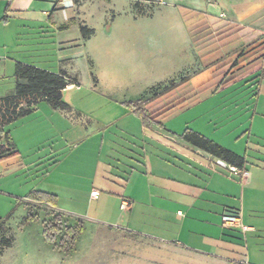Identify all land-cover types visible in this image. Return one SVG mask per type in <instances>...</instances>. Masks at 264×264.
<instances>
[{
  "label": "crops",
  "instance_id": "obj_1",
  "mask_svg": "<svg viewBox=\"0 0 264 264\" xmlns=\"http://www.w3.org/2000/svg\"><path fill=\"white\" fill-rule=\"evenodd\" d=\"M134 3L143 14L137 13ZM184 12L192 18L187 20ZM195 14L200 20L194 21ZM208 17L213 19L217 38L215 54L221 55L226 45L239 42L237 32L242 37L255 30L250 42L264 37V0H0V97L14 90L16 62L55 73L64 71L77 80L62 91L67 107L54 108L41 100L28 116L5 127L15 149L1 157L0 163L17 158L30 168L52 158L55 166L60 162L58 144L28 161L22 153L25 146L39 147L40 130L59 131L61 123L72 136L79 130L87 140L100 137L102 148L107 126L113 120L93 118L74 106L70 92L80 86L73 72L74 60L79 57L89 70L91 86L105 94L119 95L114 98L117 104L148 98L153 88L178 83L194 64L204 65L207 51L203 47L194 50L190 27ZM80 25L92 28L93 34L82 38ZM242 44L247 43L240 42L238 48ZM259 65L209 92L232 88L239 81L254 84L251 75L264 70V62ZM108 79L111 84L106 85ZM209 81L191 90L187 81L166 92L181 90L178 99L157 113L149 111L148 106L163 99L165 93L150 100L144 107L152 123L163 126L162 118L189 106L188 95L205 91ZM259 82L255 84V99L260 93ZM126 87L128 95L123 94ZM123 108L134 116H124V124H134L137 132H129L128 126L119 130L127 137L124 145H119L123 148L112 154L117 162L113 170L119 189L110 185L115 181L108 177L105 165L101 174L95 167L85 186L86 197L96 204L92 217L98 220L97 225L145 239L149 244L136 247L132 258L122 255L111 264H264V152L251 156V133L244 150L237 148L240 135L233 136L232 144L210 136L244 158L242 168L248 177L242 181L240 175L231 173L230 164H215L218 158L182 140L181 132H156L151 125L144 126L129 106ZM40 110L48 116L34 119ZM18 128L21 133H16ZM16 134L27 139L23 146H18ZM249 160L255 162L249 165ZM26 195L20 197L21 201L32 202ZM123 200L129 202L125 210L120 206ZM236 211L241 226H224V216Z\"/></svg>",
  "mask_w": 264,
  "mask_h": 264
},
{
  "label": "rangeland",
  "instance_id": "obj_2",
  "mask_svg": "<svg viewBox=\"0 0 264 264\" xmlns=\"http://www.w3.org/2000/svg\"><path fill=\"white\" fill-rule=\"evenodd\" d=\"M79 1L77 0V2ZM153 5L148 10L151 11ZM139 11L137 10V13ZM212 21V17H208L190 27L192 34L197 39L194 50L203 47L205 51H209L215 47L214 43L217 38L214 37ZM236 36L239 42H233L223 48L221 61L209 67H205L208 61H205L204 65L198 62L190 68L185 76L177 80L187 78V81L190 82L189 90H191V87L210 79L211 82L209 81L210 85L207 89L190 93L188 95L189 106L173 112L166 119L162 118L163 126L152 123L151 128L161 133L169 129L180 133L185 127H189L209 138L214 136V138L231 144L233 136L240 135L242 138L237 142V148L241 150H244L247 135L251 133L249 138L251 156H254L257 151L264 152V76L259 82L260 93L257 99H255L256 85L251 84V81L245 83L239 81L232 88L209 92L220 84V81H226L229 74L233 73L239 76L261 67L260 62L251 67H245L244 62L233 66L235 54L231 52L238 48L240 42L249 43L254 39L255 30L252 34L242 35V37L237 32ZM262 53L264 62V50ZM218 55L214 56L218 57ZM73 68L74 74L80 81L79 89H73L70 92L76 109L105 122L113 121L107 126L102 148L98 141L100 137L97 140L96 138L87 140L79 130L75 136H72L70 132L67 133L64 123H61L59 131H49L45 128L40 130L41 136H39L38 142L41 143L39 147L35 149H29L28 146L23 147V158L28 161L29 158L40 156L58 144L60 146V162L55 166H52L54 162L52 158L45 160L37 167L31 166L30 168H26L17 158L11 162L0 163V219L9 216L0 223V264H111L116 257L122 255L132 258L134 252L136 253V247L149 244L145 239L117 233L105 226H99L95 222L98 220L92 217L96 215V204L90 202L86 197L85 186L89 183V175L95 167L101 174L105 165L104 168L109 173L108 177L115 181V183L111 181L110 185L114 190L119 189L118 180L114 176L115 171L113 170L117 162L113 159L112 154L118 148H123L119 145H124V138H127L119 130L126 126L130 129H128L129 132H137V129L134 124H124V116L134 117L132 114L125 113L123 108V105L125 106V103L130 99L117 104L114 98H117L118 94H105L101 88L91 86L90 72L79 57L74 60ZM105 83L106 85L111 84L109 79ZM173 83L153 88L148 93V98L162 95V91L167 87H172ZM128 87L123 89V94L128 95L126 93ZM180 94L181 90L165 93L163 94L164 98L150 104L148 110L157 113L173 103V100L178 99ZM57 115L55 114V116ZM45 116L48 115L40 110L34 115V119ZM44 125L47 126L46 123ZM162 127L166 129L162 130ZM18 130L16 133H21L20 128ZM17 135L18 146H23L27 139L21 134L20 137L19 134ZM99 149H101L100 154ZM87 150L91 152L85 154ZM54 158L57 160L58 156ZM254 162L249 160V165ZM95 184H99V179L95 180ZM31 190H45L57 194L55 206L22 202L20 197ZM56 213H61L63 221L66 223H72L78 218L83 220L84 229L76 241L74 250L70 253L55 249L44 238L43 222L52 219ZM26 216H31L34 220L25 222ZM5 240H11V245L4 246Z\"/></svg>",
  "mask_w": 264,
  "mask_h": 264
},
{
  "label": "trees",
  "instance_id": "obj_3",
  "mask_svg": "<svg viewBox=\"0 0 264 264\" xmlns=\"http://www.w3.org/2000/svg\"><path fill=\"white\" fill-rule=\"evenodd\" d=\"M74 1L77 2V0ZM134 7H138L137 3H134ZM137 10L139 9L137 8ZM139 14L143 13L139 11ZM184 15L187 20L192 18L191 14L188 12H184ZM196 16V14L193 16L194 21L200 20V18H196ZM79 29L81 36L84 39L91 36L94 32L92 28H88L84 25H80ZM194 36L195 35L192 34L195 46L197 39H195ZM263 50L264 37H259L246 45L234 49L231 52L232 54H235L233 66L244 62L245 67H251L261 62ZM217 51L218 48L215 46L205 53V61H208L207 64H205V67L215 65L223 59L220 54L218 57L214 56ZM263 74L264 70L261 69L251 75L250 80H253L254 84H258L259 78ZM14 76L15 86L13 92L9 95L0 97V158L9 155L15 149L9 131L5 129L7 125L20 117L30 114L34 110V106L41 100H46L54 108L62 109L67 107V103L62 98V91L69 83L77 84L76 78L68 76L64 71L55 73L23 62H16ZM235 76L236 75L233 73L229 74L226 81ZM185 82H187V78H184L175 84L171 82L174 85L172 87H167L161 94L166 93ZM223 82L225 81H220V84ZM157 97L158 95H154L151 98L140 97L129 100L125 104L141 118L144 126L149 127L152 124V120L150 119L149 111L144 106L150 100ZM179 136L188 144L208 152L213 157L221 159L231 166L241 168L244 165V158L241 155L199 132L190 128H185ZM25 198L34 203L50 207H54L56 204L55 194L40 190L30 191ZM5 219H0V223ZM24 220L25 222H30L34 220V218L26 216ZM83 229L84 223L81 219H76L72 223H66L63 221L61 213H56L52 219L43 222V235L46 242L64 253H70L74 250L76 241ZM10 245L11 240H5L4 246L8 247Z\"/></svg>",
  "mask_w": 264,
  "mask_h": 264
},
{
  "label": "built area",
  "instance_id": "obj_4",
  "mask_svg": "<svg viewBox=\"0 0 264 264\" xmlns=\"http://www.w3.org/2000/svg\"><path fill=\"white\" fill-rule=\"evenodd\" d=\"M215 164H218V165H221L223 167H226V164L223 160L221 159H216L214 161ZM231 173L233 174H236V175H240V180L244 181L247 179L248 177V172L244 169V168H239V167H235V166H230L229 167ZM92 195H96L95 191H92L91 192ZM129 205V202L126 201V200H123L120 204L121 208L122 209H127ZM223 224L224 226H241L240 223H239V215H238V212H234L233 214L231 215H225L224 218H223Z\"/></svg>",
  "mask_w": 264,
  "mask_h": 264
}]
</instances>
